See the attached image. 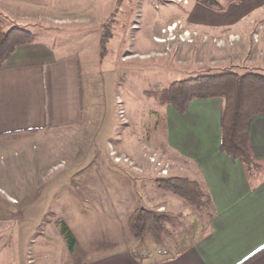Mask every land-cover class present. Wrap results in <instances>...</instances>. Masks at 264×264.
Masks as SVG:
<instances>
[{
  "label": "rangeland",
  "instance_id": "374dc122",
  "mask_svg": "<svg viewBox=\"0 0 264 264\" xmlns=\"http://www.w3.org/2000/svg\"><path fill=\"white\" fill-rule=\"evenodd\" d=\"M186 1L24 0L21 7L31 13L29 22L12 23L14 16L0 14L4 31L13 27L38 31L47 23L79 21L93 23L101 34L109 26L112 36L104 56L102 49H96L87 64L85 56H80L82 74L90 76L91 100L99 107L91 109L81 131L66 129L51 134L48 142L32 139L24 146L14 144L10 152L0 148V189L4 190H0V264H95L126 249L138 254H146L152 246L164 250L168 244L177 247L174 253L183 249L186 216L171 214L164 203L160 205L167 201L163 196L150 198L156 187L193 206L158 187V180L178 178L172 173L177 164L163 150L166 129L159 106L164 105L148 94L200 75L264 74L260 56L264 54V18L258 20L261 24L249 15L237 21L239 17L228 11L239 0H212L216 5L209 7L199 0ZM191 4L204 11L208 21L196 13L195 18ZM217 11L226 15L216 21ZM174 20L179 23L177 30L165 33ZM76 31L72 25L59 28L60 34L52 30L54 34L38 37L71 48ZM156 38L165 40L164 44H156ZM151 156L163 168L157 171ZM58 163L61 167L51 168ZM167 165L168 175L160 177L159 171ZM141 197L146 210L169 219L161 242L150 237L139 240L129 230V219L141 209L137 203ZM123 202L129 207L126 212L111 214ZM63 225L77 241L73 251Z\"/></svg>",
  "mask_w": 264,
  "mask_h": 264
},
{
  "label": "crops",
  "instance_id": "0c3cea01",
  "mask_svg": "<svg viewBox=\"0 0 264 264\" xmlns=\"http://www.w3.org/2000/svg\"><path fill=\"white\" fill-rule=\"evenodd\" d=\"M22 2L0 0V14L14 16L12 23L29 22L31 13L21 7ZM191 5L195 18L200 14L208 21L204 11ZM215 13L216 21L219 15H226ZM228 13L239 17L237 21L249 15L258 23L264 18V0H239ZM173 24L179 27L178 20ZM72 25H76L77 31L71 48L57 47L56 43L38 37L50 36L54 34L52 30L60 34L59 28ZM35 30H27L34 35L33 42L17 47L0 68V148L7 152L12 151L14 144L24 146L32 139L48 142L51 134L66 129L81 131L79 127L90 118L91 109H99L91 100L94 96L90 76L82 74L80 58L84 55L87 64L90 54L102 49L101 33L96 26L91 22H59ZM102 62L106 64L105 60ZM159 109L166 129L163 150L177 164L172 173L200 186L205 207L199 210L188 206L154 186L150 198L163 196L167 201L160 205L164 203L171 214L186 216L188 235L180 241L183 249L174 253L177 247L170 248L169 244L164 250L152 246L146 254L126 249L95 264H264V117L254 119L250 125L249 140L257 166L248 175L240 161H233L220 151L222 100L193 101L184 115L171 105ZM59 167L61 163L51 168ZM137 203L139 208L147 209L142 206V197ZM122 204L111 214H124L128 206ZM125 226L128 231V224Z\"/></svg>",
  "mask_w": 264,
  "mask_h": 264
},
{
  "label": "trees",
  "instance_id": "16d2710c",
  "mask_svg": "<svg viewBox=\"0 0 264 264\" xmlns=\"http://www.w3.org/2000/svg\"><path fill=\"white\" fill-rule=\"evenodd\" d=\"M203 6H214L212 0H199ZM109 26L101 34L102 55L112 39ZM34 37L27 30L13 27L8 31L0 28V68L8 61L17 47L33 42ZM160 105H171L180 115H184L189 105L196 100L220 99L223 102L221 113V145L220 151L233 161H240L246 173L256 167L249 140L252 121L264 117V74L249 72L240 75L236 72L200 75L179 80L167 89L148 94ZM160 190L172 193L192 204L196 208H204V193L195 182L184 178H171L157 181ZM169 219L141 208L129 219L131 234L144 240L148 237L161 242L165 225ZM63 233L68 241L69 250L73 251L77 241L66 225Z\"/></svg>",
  "mask_w": 264,
  "mask_h": 264
},
{
  "label": "built area",
  "instance_id": "2783aa9c",
  "mask_svg": "<svg viewBox=\"0 0 264 264\" xmlns=\"http://www.w3.org/2000/svg\"><path fill=\"white\" fill-rule=\"evenodd\" d=\"M172 1H176V0H172ZM184 2H186V4L188 3L186 0H184V1H182V4H184ZM179 3V2H178ZM176 24H173V26H175ZM170 28V27H169ZM171 33V32H170ZM172 35V34H171ZM185 35V34H184ZM183 35V36H184ZM183 36H180V39L183 41ZM177 38V36H174L173 35V39L175 40ZM253 39H254V41L256 42V43H258L259 42V36L257 35V34H255L254 35V37H253ZM260 56H262V57H264V54H261ZM119 104H121L120 103V101L118 102ZM121 114H123L122 112H121ZM150 162L152 163V165H157V168H156V170L158 171V170H160L161 169V167H162V164L161 163H159V162H157V160H156V158H155V156H151L150 157ZM163 168V167H162ZM168 172H169V165H167V167H165L164 169H162V171H159V176L161 177V176H163V177H165V176H167L168 175ZM159 210H161V209H159Z\"/></svg>",
  "mask_w": 264,
  "mask_h": 264
},
{
  "label": "bare ground",
  "instance_id": "6f19581e",
  "mask_svg": "<svg viewBox=\"0 0 264 264\" xmlns=\"http://www.w3.org/2000/svg\"><path fill=\"white\" fill-rule=\"evenodd\" d=\"M177 1H183V0H177ZM176 27H178V26H177V25H176V26L171 25L170 29L167 28V30L165 31V33H168V32H171V31H174ZM188 34H189V33H188ZM235 38H236V37H233V38H232L233 41L236 40ZM184 40H185V39H184ZM154 42H155L156 44H162V43L164 44L165 40H162L161 38H156V39H154ZM116 161H120V159H117ZM12 202H13V203H16L15 200H13Z\"/></svg>",
  "mask_w": 264,
  "mask_h": 264
},
{
  "label": "clouds",
  "instance_id": "9594fccd",
  "mask_svg": "<svg viewBox=\"0 0 264 264\" xmlns=\"http://www.w3.org/2000/svg\"><path fill=\"white\" fill-rule=\"evenodd\" d=\"M178 28V27H177ZM177 28H175V31L177 30Z\"/></svg>",
  "mask_w": 264,
  "mask_h": 264
}]
</instances>
